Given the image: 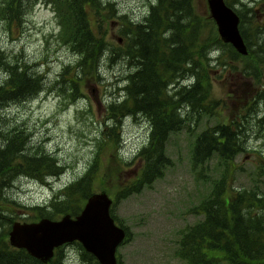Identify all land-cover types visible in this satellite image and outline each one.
<instances>
[{"label":"trees","instance_id":"16d2710c","mask_svg":"<svg viewBox=\"0 0 264 264\" xmlns=\"http://www.w3.org/2000/svg\"><path fill=\"white\" fill-rule=\"evenodd\" d=\"M46 1L54 6L64 43L80 56L77 66L79 70L74 73L77 77L69 80L75 92H78V81L82 77H90L91 73L98 75L105 53L109 51L105 31L101 30L105 22L118 18L122 21V31L127 30V50H114L121 51L117 57L126 53L134 69L124 86L123 100H115L108 107L114 123L108 127L106 134L114 140L117 149L121 144V120L128 115H142L149 121L151 130L148 144L138 154L142 166L139 175L118 189L116 202L130 194L140 193L173 165L166 153L172 133L191 128L204 112L210 116L220 114L216 109L219 103L214 100L210 87L212 74L222 71L225 77L235 73L238 63H242L243 74L251 76L252 70L256 69L250 60L259 54L256 53V56L252 50L248 25L245 24L243 13L237 9L241 18L240 30L248 47L247 55L240 54L231 44L221 40L210 14L196 11V0H155V5L150 7L152 10L141 21L119 15L115 9L116 4L110 0ZM168 1L170 9L160 10ZM37 2L4 0L0 4V19L8 26L23 24L24 17ZM226 2L234 7L240 0ZM248 9L250 12L254 10ZM262 27H257L256 38L262 36ZM189 52L186 67L181 64L180 58ZM210 56L215 58L214 62ZM14 60L7 51L0 48V75L4 76L0 82V107L32 98L44 87L41 82L43 76L31 73L32 65L29 62ZM213 64L219 65V68L214 70L210 67ZM199 70L204 75L203 85H200V77L197 75ZM182 72L192 74L188 77L183 74V79L190 80L193 77L194 80L186 88L174 82ZM66 75H72L68 67L59 78L65 81ZM255 100L242 98L238 107L232 103L227 110V118L205 128L193 144L192 171L198 180L212 182L213 185L209 197L194 209L195 213L203 215V220L180 232L181 248L177 256L187 264H264V194L260 195L247 187L234 186L238 169L236 159L247 150L249 122L254 115H261L263 96L257 95ZM261 116L258 127L264 132V114ZM18 133L20 135L15 134L10 141L0 146V264H67L64 246L57 248L53 258L44 263L25 249L10 244L9 231L17 221L14 210L20 205L7 197L6 189L11 187L14 178L25 174L29 179L46 181L50 177H61L66 171V167L58 163L50 153H28L26 144L29 143V136L22 135L23 132ZM19 147H25V156L18 154ZM214 158L223 167L218 179L204 174ZM94 161L81 177L60 189L46 205L31 208L22 205L32 214L27 213L28 218L25 216L27 214L18 217L23 218L22 221H37L40 218L57 220L67 214L78 215L88 197L96 191L99 157ZM262 166L264 168V164ZM126 230L129 237L131 233L127 227ZM72 243L78 244L83 261L100 264L81 243ZM119 262L124 264L120 256Z\"/></svg>","mask_w":264,"mask_h":264},{"label":"rangeland","instance_id":"374dc122","mask_svg":"<svg viewBox=\"0 0 264 264\" xmlns=\"http://www.w3.org/2000/svg\"><path fill=\"white\" fill-rule=\"evenodd\" d=\"M3 1L0 0V4ZM110 1L116 4L115 9L119 15H126L136 21L143 20L152 10L151 5L156 2ZM169 4L170 1L166 2L160 10L170 9ZM196 4L197 12L209 13L207 0H196ZM234 8L243 13L248 35H251L252 50L255 55L259 54L250 60L256 68L252 70L253 74H243L242 63L237 64L235 73L225 77L222 71L212 74L210 87L214 100L219 103L216 109L220 114L210 116L204 112L191 128L172 133L166 153L173 165L140 193L130 194L117 202L118 189L139 175L142 166L138 154L148 144L151 130L149 121L142 115H128L121 120V144L117 149L114 140L106 134L108 127L114 123L108 107L115 100H123L124 86L134 69L126 53L117 57L121 51L127 50L129 44L127 30L122 31V21L112 18L105 22L101 30L105 31L109 51L105 53L98 75L91 73L90 77H82L78 81V92H75L69 80L77 77L74 73L79 70L77 66L80 56L64 43L62 27L53 4L38 0L24 17L23 24L8 26L0 19V48L7 51L12 59L29 62L33 66L31 73L41 74V82L44 84L43 89L34 97L0 107V146L10 141L15 134L20 135L18 131L23 132L22 135L29 136V143L26 144L28 153H50L58 163L66 167L61 177H50L46 181L29 179L25 174L14 178L6 192L7 197L20 204L14 210L17 221L23 219L18 216L32 214L22 205L31 208L49 203L55 193L81 177L99 157L96 191H108L115 201L113 215L131 233L126 243L119 247L120 260L124 264H187L177 256L181 248L180 232L203 220V215H198L194 209L209 197L213 185L212 182L198 180L192 171L191 151L197 135L205 128L225 120L232 103L238 107L242 98L250 101L262 95L260 111L261 115L264 114V0H240L234 4ZM248 8L254 10L250 12ZM254 11L256 14H253ZM258 26H263V32L262 36L256 38ZM115 48L121 51L117 49L116 52ZM212 56L210 59L214 62ZM188 58L190 52L181 55L183 66L187 67ZM66 67L70 68L72 75H66L65 81H62L63 78L59 76ZM210 67L216 70L219 65L213 64ZM197 73L200 85H203L204 75L201 70ZM183 74L186 77L192 75L182 72L174 82L186 88L194 80L193 77L189 81L183 79ZM3 78L0 75V82ZM261 115H254L249 122L247 150L236 159L238 169L234 183L238 188L247 187L260 195L264 194V132L258 127ZM26 151L25 147H19L18 154L25 156ZM208 166L204 174L218 179L223 172L218 159H212ZM64 248L67 264H89L82 260L77 243ZM90 264L95 263L92 261Z\"/></svg>","mask_w":264,"mask_h":264},{"label":"water","instance_id":"95a60500","mask_svg":"<svg viewBox=\"0 0 264 264\" xmlns=\"http://www.w3.org/2000/svg\"><path fill=\"white\" fill-rule=\"evenodd\" d=\"M207 3L221 40L231 44L240 54H248L236 10L226 0H207ZM112 204L113 199L103 190L91 194L74 217L67 214L60 220L16 221L9 232L10 243L47 263L57 248L78 241L100 264H119L117 250L126 237V230L112 216Z\"/></svg>","mask_w":264,"mask_h":264},{"label":"bare ground","instance_id":"6f19581e","mask_svg":"<svg viewBox=\"0 0 264 264\" xmlns=\"http://www.w3.org/2000/svg\"><path fill=\"white\" fill-rule=\"evenodd\" d=\"M189 81V80H188ZM5 107V106H4ZM22 137V136H21ZM60 220V219H59ZM119 249V248H118Z\"/></svg>","mask_w":264,"mask_h":264},{"label":"flooded vegetation","instance_id":"af4514ba","mask_svg":"<svg viewBox=\"0 0 264 264\" xmlns=\"http://www.w3.org/2000/svg\"><path fill=\"white\" fill-rule=\"evenodd\" d=\"M254 13H255V11H254ZM254 13H253V14H254Z\"/></svg>","mask_w":264,"mask_h":264}]
</instances>
